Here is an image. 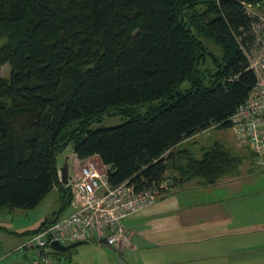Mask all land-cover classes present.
Masks as SVG:
<instances>
[{"label": "trees", "instance_id": "16d2710c", "mask_svg": "<svg viewBox=\"0 0 264 264\" xmlns=\"http://www.w3.org/2000/svg\"><path fill=\"white\" fill-rule=\"evenodd\" d=\"M261 5L0 0V207H35L54 186L68 206L57 165L67 146L78 159L96 155L107 164L111 184L164 182L165 189L157 187L163 191L236 174L242 156L219 141L196 156L189 139L229 127V115L253 86L245 50L257 17L246 7ZM110 114L124 119L89 127Z\"/></svg>", "mask_w": 264, "mask_h": 264}, {"label": "crops", "instance_id": "0c3cea01", "mask_svg": "<svg viewBox=\"0 0 264 264\" xmlns=\"http://www.w3.org/2000/svg\"><path fill=\"white\" fill-rule=\"evenodd\" d=\"M70 151L65 158L72 157L77 162L71 147ZM75 162L68 164V169ZM225 177L229 176L208 185L192 179L180 187L167 188L157 197L160 200L156 198L150 206L125 219L129 246L117 254L122 259H117L105 244L94 242L103 255L81 259L78 264H130V258L134 264H242L248 247L256 249L245 243V229L251 226L260 235L264 217L247 216L243 214L245 210L230 204L231 196L237 194L233 187L237 181ZM22 232L0 225V264H36L32 251L22 247L28 236ZM183 236L187 238L182 240ZM184 241L188 244L182 246ZM68 249H54L56 264H62L58 259Z\"/></svg>", "mask_w": 264, "mask_h": 264}, {"label": "built area", "instance_id": "2783aa9c", "mask_svg": "<svg viewBox=\"0 0 264 264\" xmlns=\"http://www.w3.org/2000/svg\"><path fill=\"white\" fill-rule=\"evenodd\" d=\"M255 82L244 101L228 117L236 144L244 145L253 161L264 170V57L247 56ZM109 166L96 155L78 159L68 169L64 186L70 193L69 212L53 223L29 234L22 247L30 249L36 264H56L52 241L69 244L92 240L103 243L119 254L129 246V229L124 221L150 206L156 199L157 187L136 186L126 179L111 184ZM59 179L61 172L58 169Z\"/></svg>", "mask_w": 264, "mask_h": 264}, {"label": "rangeland", "instance_id": "374dc122", "mask_svg": "<svg viewBox=\"0 0 264 264\" xmlns=\"http://www.w3.org/2000/svg\"><path fill=\"white\" fill-rule=\"evenodd\" d=\"M246 10L249 14L256 16L257 20L252 25V31L255 35L254 42L245 50V54L246 56H254L257 59H261L264 57V5H261V7H246ZM8 73L9 65L6 63L1 68V74L7 76ZM185 84L184 82L183 85ZM123 119V116L120 114L104 115L99 121L92 122L89 127L95 128L98 126L114 125L120 123ZM189 140L191 147L196 150V156L200 154L199 147H206L213 141L221 142L233 153L242 156L237 167V173L225 177L237 181V183L233 185V187L235 186V190H237V194L231 196L232 203L230 204L235 203L242 210H245L246 212L243 214H247V216L254 214L257 219L260 215L264 217V170L259 167L252 158L248 157L249 152L244 145L236 144L231 129L229 127H210L196 133ZM70 152V147L67 146L57 155V163L60 166L64 165L65 161L69 165L75 162L72 157L70 159L67 157L65 158ZM164 191L165 190L160 191L157 189L156 198L161 196ZM158 200H160V198L156 199V201ZM61 209L62 211L60 213L59 211ZM68 212V206L62 207V198L58 186H54L35 207H0V225L7 229L25 231L37 227L44 219L51 218L53 213H60V215H62ZM255 229L256 228L251 226L245 229L248 232H244L245 243H247L248 246L252 245L256 247V249L252 250L248 247L249 251L246 250L245 261H242V264H264V231L258 235L259 233L255 231ZM23 235L26 236L27 234L23 233ZM186 238L187 236H183L182 240ZM87 242L88 244L76 245L71 249L61 252V254H66L68 252H70V254L67 256H63L64 254H62L58 260L62 264H78L81 259L92 258L96 254L99 256L103 255L99 247L95 246L94 241L88 240ZM185 244L188 243L184 241L182 246H185ZM102 247L106 246L103 245ZM116 256L118 255L116 254ZM115 257L113 256V258ZM116 258L122 259L123 257L120 255ZM131 260L130 258L129 263L134 264ZM184 264L187 263L184 262Z\"/></svg>", "mask_w": 264, "mask_h": 264}, {"label": "water", "instance_id": "95a60500", "mask_svg": "<svg viewBox=\"0 0 264 264\" xmlns=\"http://www.w3.org/2000/svg\"><path fill=\"white\" fill-rule=\"evenodd\" d=\"M59 171L61 172L60 181L64 184L67 182V176H68V163L66 161H65L64 165H62L59 168ZM83 243H84V241H74L70 244L63 245V244L58 243L57 241H52L51 245L56 250H65V249H68L70 247H73V246H76L79 244H83Z\"/></svg>", "mask_w": 264, "mask_h": 264}]
</instances>
